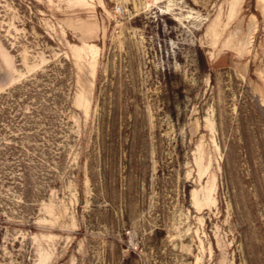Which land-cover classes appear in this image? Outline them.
Here are the masks:
<instances>
[{
    "label": "rangeland",
    "instance_id": "1",
    "mask_svg": "<svg viewBox=\"0 0 264 264\" xmlns=\"http://www.w3.org/2000/svg\"><path fill=\"white\" fill-rule=\"evenodd\" d=\"M0 264H264V4L0 0Z\"/></svg>",
    "mask_w": 264,
    "mask_h": 264
},
{
    "label": "built area",
    "instance_id": "2",
    "mask_svg": "<svg viewBox=\"0 0 264 264\" xmlns=\"http://www.w3.org/2000/svg\"><path fill=\"white\" fill-rule=\"evenodd\" d=\"M116 11H118V12L122 11V6L121 5L117 6Z\"/></svg>",
    "mask_w": 264,
    "mask_h": 264
},
{
    "label": "bare ground",
    "instance_id": "3",
    "mask_svg": "<svg viewBox=\"0 0 264 264\" xmlns=\"http://www.w3.org/2000/svg\"><path fill=\"white\" fill-rule=\"evenodd\" d=\"M260 5L264 4V0H259Z\"/></svg>",
    "mask_w": 264,
    "mask_h": 264
}]
</instances>
